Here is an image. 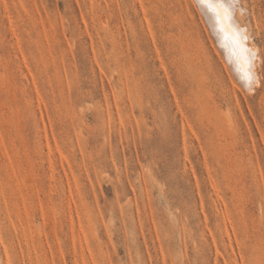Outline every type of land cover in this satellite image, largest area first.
<instances>
[{
	"label": "rangeland",
	"instance_id": "1",
	"mask_svg": "<svg viewBox=\"0 0 264 264\" xmlns=\"http://www.w3.org/2000/svg\"><path fill=\"white\" fill-rule=\"evenodd\" d=\"M200 4L0 0V264H264V0L250 86Z\"/></svg>",
	"mask_w": 264,
	"mask_h": 264
},
{
	"label": "bare ground",
	"instance_id": "2",
	"mask_svg": "<svg viewBox=\"0 0 264 264\" xmlns=\"http://www.w3.org/2000/svg\"><path fill=\"white\" fill-rule=\"evenodd\" d=\"M227 1V0H226ZM199 2V1H198ZM211 2L214 4V5H216V7H217V10L220 12V14H221V19L218 21L217 20V18H216V14L209 8V7H207L206 5H205V11H206V13H207V15H208V19H209V21H210V23H211V25H212V27H213V29H214V31L216 32V34L221 38V37H223L224 35H223V33H221V31H223V29L225 30V31H230L231 32V30L229 29V22H228V20H226V19H224V13H223V11H224V9H222L221 7H219V1L218 0H211ZM201 4H202V2H201ZM200 4V5H201ZM225 4H226V2H225ZM228 4H229V2H228ZM203 6H204V4H202ZM236 6V5H235ZM235 6H233V7H235ZM236 8V7H235ZM223 10V11H222ZM232 10V9H231ZM237 10V9H236ZM235 13V12H234ZM204 14V13H203ZM238 14V13H237ZM231 15H233V14H231ZM239 16V15H238ZM239 17H241V15L239 16ZM240 20V19H239ZM233 22V21H232ZM236 26H239V25H236ZM211 27V26H210ZM232 27H234V29H235V32H236V35L237 36H239L240 38L241 37H243V36H246L247 34H246V31H245V34L243 33V30L244 29H241V28H235V26H234V23L232 24ZM244 27V26H243ZM245 29H247V28H245ZM211 30H212V28H211ZM228 31V32H229ZM213 32V31H212ZM214 33V32H213ZM228 34V33H227ZM232 34V33H231ZM234 36H235V33H234ZM248 36V35H247ZM216 37V36H215ZM229 37H233V34L231 35V36H229ZM239 37H235L236 39H239ZM225 38H226V33H225ZM230 39V38H229ZM234 39V38H233ZM220 40V39H219ZM219 40H217V41H219ZM247 40H250V38L248 37V39ZM247 40L246 41H244L243 42V47L244 48H247L248 50H249V54H250V56H251V60H250V62L251 61H253V59H254V56H255V54L258 52V51H256L255 52V54H254V48H253V46L251 47V45H249L248 44V42H247ZM231 41H232V39H231ZM230 41V42H231ZM252 41V40H251ZM224 42H226V41H223V43ZM227 43L228 42H226V45H227ZM232 43V42H231ZM233 44V43H232ZM225 44H222V42H221V46L220 47H222V46H224ZM231 46H233V45H231ZM234 47V46H233ZM233 47H231V48H233ZM257 47V46H256ZM231 48H229V49H231ZM229 49H228V51L227 52H229V53H231V51H229ZM240 50V49H239ZM255 50H257V49H255ZM234 53V52H233ZM227 54V53H226ZM240 54V53H239ZM238 53H237V56L239 55ZM231 55H232V53H231ZM257 56V55H256ZM227 57V56H226ZM240 58H241V60H240ZM239 59H237V61L236 62H243V60H242V57H240ZM258 58H259V55H258ZM229 59H230V56H229ZM234 59H235V57H234ZM255 59H257V57L255 58ZM254 59V60H255ZM227 60V59H226ZM233 60V59H232ZM238 60H240V61H238ZM227 62H229V61H227ZM236 62L234 61V63L236 64ZM232 63V62H231ZM244 63V62H243ZM250 64H253L252 62L250 63ZM254 64H255V67L257 66L256 64H258V62L257 63H255V61H254ZM234 65V64H233ZM233 65H232V67H233ZM237 65V64H236ZM240 65V64H239ZM241 65H243V64H241ZM240 65V67H244V66H241ZM245 66H247L248 67V65L246 64ZM254 66V65H253ZM252 66V67H253ZM235 68L234 69H236V66H234ZM254 67V70L253 71H255V69L257 68H255ZM244 69V68H243ZM251 69H253V68H251ZM239 70V67L237 68V71ZM242 70V69H241ZM246 70H248V68L246 69ZM234 71V70H233ZM237 71H235V72H237ZM245 71V70H244ZM249 71V70H248ZM251 71V70H250ZM252 72V71H251ZM252 74V73H251ZM255 73L253 72V75H254ZM256 75L257 74H255V77H256ZM239 76V75H238ZM259 76V75H258ZM254 77V76H253ZM256 80H257V77H256ZM258 80H259V77H258ZM247 82V81H246ZM254 82V81H253ZM257 81H255L253 84H255ZM259 82V81H258ZM247 84H249V83H247ZM252 84V83H251ZM246 86H248V85H246ZM250 86V85H249ZM252 87V86H251Z\"/></svg>",
	"mask_w": 264,
	"mask_h": 264
},
{
	"label": "snow or ice",
	"instance_id": "3",
	"mask_svg": "<svg viewBox=\"0 0 264 264\" xmlns=\"http://www.w3.org/2000/svg\"><path fill=\"white\" fill-rule=\"evenodd\" d=\"M202 3H204L207 7H209L215 14H216V18L219 21L221 19V14L220 12L217 10L216 5H214L211 0H201ZM235 3V0H232V2L230 4H225L224 0H219V7L224 9V19L228 20L229 25L232 26L233 22H232V16H231V9L233 7ZM247 40V36H243L239 39H234L233 40V46L237 49H240V54L241 57L244 59L245 63L248 64V68L249 71H244L242 69V75H241V79L242 80H246L249 85L251 84V82L253 81V76L250 73V68H251V64H250V60H251V56L249 54V50L247 48L243 47V42ZM240 57H238L239 59Z\"/></svg>",
	"mask_w": 264,
	"mask_h": 264
}]
</instances>
